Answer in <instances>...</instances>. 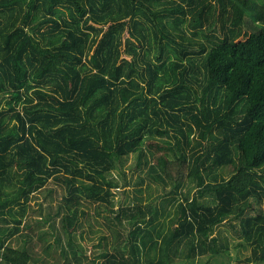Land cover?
<instances>
[{
  "label": "trees",
  "instance_id": "1",
  "mask_svg": "<svg viewBox=\"0 0 264 264\" xmlns=\"http://www.w3.org/2000/svg\"><path fill=\"white\" fill-rule=\"evenodd\" d=\"M132 155L165 192L115 209ZM50 182L53 263L22 233ZM263 201L264 0H0V264L217 259L227 222L251 249L236 264H263ZM86 205L110 213L112 242L82 262Z\"/></svg>",
  "mask_w": 264,
  "mask_h": 264
},
{
  "label": "rangeland",
  "instance_id": "2",
  "mask_svg": "<svg viewBox=\"0 0 264 264\" xmlns=\"http://www.w3.org/2000/svg\"><path fill=\"white\" fill-rule=\"evenodd\" d=\"M150 162H152L151 157H149ZM138 166V167H136ZM145 157L142 159V163L138 165V159L136 155H132L127 160L124 171L126 172L127 183L123 180V176L118 171H114L112 177L117 178L119 180L120 189L114 190L113 201L115 203V209L119 208L121 205L128 206L137 203V198H142V203L145 204L152 199L157 198L159 195L164 194V190L162 186L157 185L152 178L147 173L148 167H145ZM141 179L144 180L141 183ZM186 187L188 188L187 184ZM183 187L182 192H186L188 189ZM49 188L52 189L54 192L52 195L46 198V193L39 194V197L32 201L31 207L28 209V214L30 217L31 229H24L22 233H26L29 235L34 236V249L37 256H44V252L42 249V245L45 242L52 244L54 248L55 255L47 257L49 263H53L55 261L54 256H57L56 260L62 262L64 259L60 256V249L55 244L56 235L60 232L61 233V225L59 223V218L54 217L51 226L54 225L52 228L49 224L45 223L43 218L49 213L53 216L57 212V208L59 205L62 204L63 198V189L61 186L55 185L54 183H49ZM170 187L166 188L168 191ZM192 190L191 193H193ZM172 195H169V198H172ZM181 200V194L178 196ZM43 206L42 216L40 213V205ZM177 202L174 204L170 203L167 207L166 212H169V216H166V225L169 224V217L174 214V210L176 209ZM255 209H259L264 216V201L260 206L256 205ZM86 211L85 216H81L80 220L82 222V227L76 230V244L81 246V250H79V256H82V262H89L91 258L97 257L104 251V245L106 240H101V237L107 236L108 240L112 242V231L107 228L106 220L104 218L105 215H110L108 212L102 213V216L96 214V210L92 205H86L84 207ZM250 214H256L255 211H250ZM168 220V221H167ZM161 221H164L163 217ZM127 231L131 230V227L126 223ZM39 231L47 232V235L43 238L37 239V234ZM218 234L224 238L228 239L229 243V250L225 254L224 257H219L217 259H212L209 256L196 258L195 260L185 262L182 260H177L173 264H236L237 262L244 260L245 258L249 257L251 254V249L247 247H240L239 244L241 241L234 237V232L231 228L229 222L226 224L218 227L217 229ZM110 238V239H109ZM20 242L13 241L12 246L17 247L19 246ZM102 243V245H99ZM56 246V247H55ZM57 249V250H56ZM57 251V252H56ZM264 264V263H263Z\"/></svg>",
  "mask_w": 264,
  "mask_h": 264
}]
</instances>
